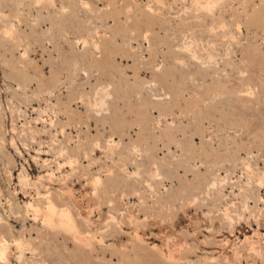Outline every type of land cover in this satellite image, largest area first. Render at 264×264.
I'll use <instances>...</instances> for the list:
<instances>
[{
    "label": "rangeland",
    "instance_id": "1",
    "mask_svg": "<svg viewBox=\"0 0 264 264\" xmlns=\"http://www.w3.org/2000/svg\"><path fill=\"white\" fill-rule=\"evenodd\" d=\"M0 248L264 264V0H0Z\"/></svg>",
    "mask_w": 264,
    "mask_h": 264
},
{
    "label": "bare ground",
    "instance_id": "2",
    "mask_svg": "<svg viewBox=\"0 0 264 264\" xmlns=\"http://www.w3.org/2000/svg\"><path fill=\"white\" fill-rule=\"evenodd\" d=\"M50 206V205H49ZM52 206V205H51ZM53 207V206H52ZM49 208V207H48ZM51 208V207H50ZM50 208H49V210H50ZM53 210V209H52ZM54 211V210H53ZM49 212H51V210L49 211ZM55 213H56V211H54ZM63 212V211H62ZM51 213H53V212H51ZM50 213V214H51ZM55 213H53V214H51L50 216H52V215H54ZM49 214V213H48ZM63 214V213H62ZM63 215H65V214H63ZM59 216V215H58ZM51 220V219H50ZM49 220V221H50ZM60 220V219H59ZM51 223V222H50ZM64 227V226H63ZM68 229V228H67ZM89 241V240H88ZM2 252H3V250H1V248H0V257H2Z\"/></svg>",
    "mask_w": 264,
    "mask_h": 264
}]
</instances>
